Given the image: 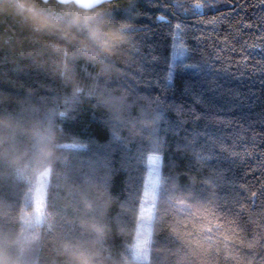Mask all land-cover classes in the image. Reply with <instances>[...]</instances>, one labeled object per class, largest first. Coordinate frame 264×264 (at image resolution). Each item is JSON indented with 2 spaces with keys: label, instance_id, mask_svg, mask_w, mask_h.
<instances>
[{
  "label": "trees",
  "instance_id": "16d2710c",
  "mask_svg": "<svg viewBox=\"0 0 264 264\" xmlns=\"http://www.w3.org/2000/svg\"><path fill=\"white\" fill-rule=\"evenodd\" d=\"M37 2L55 14L75 1ZM103 7L130 22L132 39L104 64L74 62L78 95L53 69L54 37L0 12V117L56 130L43 162L20 134L22 161L0 159V236L20 241L22 263L29 194L48 167L33 264H67L65 241L85 244L95 264H264V0ZM175 32L184 56L170 72ZM156 115L155 129L141 123ZM152 152L159 184L139 260L128 248Z\"/></svg>",
  "mask_w": 264,
  "mask_h": 264
},
{
  "label": "clouds",
  "instance_id": "9594fccd",
  "mask_svg": "<svg viewBox=\"0 0 264 264\" xmlns=\"http://www.w3.org/2000/svg\"><path fill=\"white\" fill-rule=\"evenodd\" d=\"M103 5L105 0H83L79 5L72 2L53 14L37 0H0V12H10L33 31L54 37L48 42L53 69L66 83L73 85V93L78 95L82 89L75 83L74 62L85 60L104 64L106 57L123 49L132 39L130 22L115 18ZM160 119L161 116L156 115L141 123L155 129ZM18 134L31 142L35 163H41L49 156L56 139V130L51 125L35 123L24 127L11 116L0 117V159H7L13 165L19 164L24 157L16 141ZM90 227L97 233L101 231L98 226ZM19 246V240L0 236V264H19L14 255ZM61 251L67 264H95L94 254L83 243L65 241Z\"/></svg>",
  "mask_w": 264,
  "mask_h": 264
},
{
  "label": "rangeland",
  "instance_id": "374dc122",
  "mask_svg": "<svg viewBox=\"0 0 264 264\" xmlns=\"http://www.w3.org/2000/svg\"><path fill=\"white\" fill-rule=\"evenodd\" d=\"M177 32L173 37L170 72L175 60L184 56V48L178 44ZM147 174L140 204L139 216L135 237L128 251L131 256L139 260L148 259V250L151 234V223L154 210V201L159 184V155L149 153L146 160ZM49 168H44L37 176L36 182L31 189L29 199L32 203L31 211L24 214L23 231V259L20 264L34 263V249L36 248L38 235L34 225L42 222L44 218L45 196L48 184Z\"/></svg>",
  "mask_w": 264,
  "mask_h": 264
},
{
  "label": "crops",
  "instance_id": "0c3cea01",
  "mask_svg": "<svg viewBox=\"0 0 264 264\" xmlns=\"http://www.w3.org/2000/svg\"><path fill=\"white\" fill-rule=\"evenodd\" d=\"M66 1V0H63ZM75 2H77L78 4H81L83 2V0H74Z\"/></svg>",
  "mask_w": 264,
  "mask_h": 264
},
{
  "label": "snow or ice",
  "instance_id": "6c2138e0",
  "mask_svg": "<svg viewBox=\"0 0 264 264\" xmlns=\"http://www.w3.org/2000/svg\"><path fill=\"white\" fill-rule=\"evenodd\" d=\"M199 7V5H197ZM161 19H163V17H161Z\"/></svg>",
  "mask_w": 264,
  "mask_h": 264
}]
</instances>
